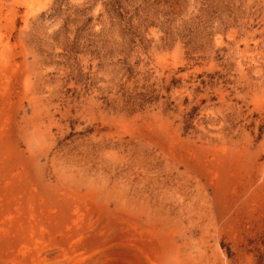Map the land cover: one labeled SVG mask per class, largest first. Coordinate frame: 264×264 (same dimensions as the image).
Segmentation results:
<instances>
[{
	"label": "rangeland",
	"instance_id": "obj_1",
	"mask_svg": "<svg viewBox=\"0 0 264 264\" xmlns=\"http://www.w3.org/2000/svg\"><path fill=\"white\" fill-rule=\"evenodd\" d=\"M0 264H264V0H0Z\"/></svg>",
	"mask_w": 264,
	"mask_h": 264
}]
</instances>
